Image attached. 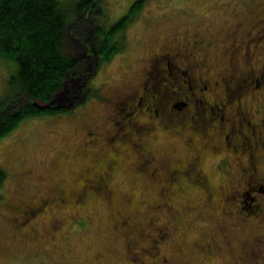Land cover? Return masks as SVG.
Masks as SVG:
<instances>
[{
	"label": "rangeland",
	"instance_id": "374dc122",
	"mask_svg": "<svg viewBox=\"0 0 264 264\" xmlns=\"http://www.w3.org/2000/svg\"><path fill=\"white\" fill-rule=\"evenodd\" d=\"M134 1L97 0L90 13L69 21L70 31L67 35L66 29L65 36L71 53L81 54L94 39L93 26L100 25L105 30L128 14ZM263 3L264 0H143L135 18L112 37L113 41H121L122 48L99 64L97 60L92 64L91 73L94 74L84 87L78 81L67 84L69 90L74 89L73 97L64 102L68 110L26 117L6 132L0 138V168L4 172L0 181V264H148V254L152 251L150 241L143 240L136 247L130 245L131 238L134 244L130 232L133 228L125 230L118 221V214H123L130 218L129 223L135 224V220L136 224L140 223L139 227L133 225L134 235L139 231L145 238L147 231L154 233L145 226L148 222L141 224L144 220L141 215L151 212L150 208L145 212V207L155 200L154 191L158 186L146 177H137L132 171L135 162L132 148L125 149L123 171L117 172L110 181L111 198L88 195L77 204L64 201L48 205L43 213L31 220V226L23 229L20 222L24 221L25 214L17 208L40 202L46 192L62 187V184H75L79 168L85 164V158L78 152L88 138L87 131L92 132V136L109 127L111 119L119 120L124 111H129H120L119 105L115 104L116 95L136 89L147 69L151 86L160 89L158 72L147 65L148 59L153 58L164 43L177 35L180 38L196 31L204 34L206 39H211L208 56L215 64V73L227 65L223 50L232 39L228 33L235 31L242 37L251 32L250 20L258 5L264 7ZM97 8L102 12L98 13ZM237 24H240L239 28ZM263 50L264 45L256 51L258 63L264 60ZM243 63L240 59L239 67H243ZM9 74L6 62L0 60V121L5 117V110L17 103V97L9 90ZM81 89H84L82 97L78 95ZM153 149L155 153L172 156L182 152L184 147L179 139L161 133L153 143ZM219 159L220 156L208 155L203 164L212 184L219 189L240 188L237 183L240 170L233 164L218 168ZM184 192L189 201L185 204L194 206L195 212L185 213L184 223L174 237L159 244L161 255L168 256L176 243L186 248L201 234H210L216 226L213 212L222 218L226 215L220 210L204 207L198 186H185L180 194ZM178 197L173 200L178 201ZM221 202L220 197H213L212 204ZM160 206L162 208L163 204ZM155 214L164 217L165 209ZM58 221L63 224L59 230L55 228ZM241 230L243 234L239 237L244 243L255 233L264 232V228ZM254 248V245L248 247L246 261L236 258L231 263L264 264V260L252 254Z\"/></svg>",
	"mask_w": 264,
	"mask_h": 264
},
{
	"label": "flooded vegetation",
	"instance_id": "af4514ba",
	"mask_svg": "<svg viewBox=\"0 0 264 264\" xmlns=\"http://www.w3.org/2000/svg\"><path fill=\"white\" fill-rule=\"evenodd\" d=\"M258 6L250 20L252 33H244L242 37L235 31L228 33L232 39L223 50L227 65L215 73V64L208 56L211 39H206L204 34L196 31L180 38L177 35L164 43L162 49L148 59L147 65L158 72L160 89L151 86L147 69L136 89L124 95L115 94V104L120 111H129H124L119 120L111 119L109 127L92 136V132L87 131L88 138L78 152L85 158V164L79 168L75 184H62L46 192L40 202L19 206V212L25 214L20 228L31 226V220L54 203L77 204L88 195L111 198L110 181L117 172L123 171L125 149L132 148L135 157L132 171L158 186L154 191L155 200L145 207V212L148 208L151 212L141 215L144 219L141 224L148 222L145 226L156 234L147 231L144 238L137 231L134 235L136 220L131 224L130 218L123 214H118V221L125 230L133 228L130 232L134 244L131 238L130 245L136 247L143 240L150 241L152 251L148 254V264L224 261L232 264L236 258L246 261L248 247L252 245L256 247L252 254L263 261L264 232L244 240L247 243L241 242L239 237L243 234L241 228H264V89L259 92L264 87V60L258 63L259 59H255L256 51L264 45V7ZM240 59L244 61L243 67H239ZM79 94L84 96V89ZM118 123L122 124L118 126ZM161 133H169L182 141L184 150L172 156L155 153L153 143ZM208 155L220 156L218 168L237 166L240 188L219 189L212 184L209 173L203 168ZM185 186H198L204 207L226 215L222 218L213 212L216 226L210 234H201L186 248L176 243L172 252L164 256L160 254L159 244L174 237L184 223L185 213L195 212L194 206L185 204L188 194H180ZM176 196L180 197L178 201L173 200ZM214 196L220 197L222 202L212 204ZM162 204L164 217L155 214L162 209ZM62 225L59 222L55 228L59 230Z\"/></svg>",
	"mask_w": 264,
	"mask_h": 264
},
{
	"label": "trees",
	"instance_id": "16d2710c",
	"mask_svg": "<svg viewBox=\"0 0 264 264\" xmlns=\"http://www.w3.org/2000/svg\"><path fill=\"white\" fill-rule=\"evenodd\" d=\"M95 1L0 0V60L10 70L9 90L17 97V103L5 110L0 121V138L26 117L68 110L67 105L54 107L60 103L39 108L33 102L50 101L71 81L82 84L96 60L99 64L122 48L121 41H113L112 37L135 18L143 0H135L128 14L105 30L100 25L93 26L95 42L92 38L79 55L71 53L66 43L69 21L90 13ZM96 10L102 12L101 8ZM3 178L0 168V181Z\"/></svg>",
	"mask_w": 264,
	"mask_h": 264
},
{
	"label": "water",
	"instance_id": "95a60500",
	"mask_svg": "<svg viewBox=\"0 0 264 264\" xmlns=\"http://www.w3.org/2000/svg\"><path fill=\"white\" fill-rule=\"evenodd\" d=\"M91 71V69H90ZM94 73H88L86 76H85V80L83 81V87L86 85L87 81L90 79V77L93 75ZM74 90V89H73ZM73 90H69V88L67 87H64L61 91L59 92H56L54 94V96L52 97V99L46 103H39L37 101H34L33 102V105L36 106V107H39V108H49L51 107L54 103H60V105H56L54 107H58V106H64V102L65 100L69 99L71 94H72V91Z\"/></svg>",
	"mask_w": 264,
	"mask_h": 264
}]
</instances>
